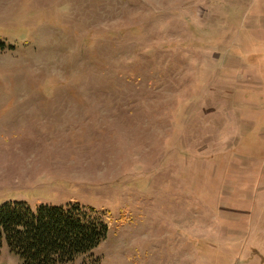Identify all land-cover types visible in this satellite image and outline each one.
<instances>
[{
    "label": "rangeland",
    "instance_id": "rangeland-1",
    "mask_svg": "<svg viewBox=\"0 0 264 264\" xmlns=\"http://www.w3.org/2000/svg\"><path fill=\"white\" fill-rule=\"evenodd\" d=\"M0 44V206L93 211L73 264H264V0H0Z\"/></svg>",
    "mask_w": 264,
    "mask_h": 264
},
{
    "label": "trees",
    "instance_id": "trees-1",
    "mask_svg": "<svg viewBox=\"0 0 264 264\" xmlns=\"http://www.w3.org/2000/svg\"><path fill=\"white\" fill-rule=\"evenodd\" d=\"M106 234L101 218L77 205H41L35 211L25 203L0 206V248L4 240L21 264H73Z\"/></svg>",
    "mask_w": 264,
    "mask_h": 264
}]
</instances>
